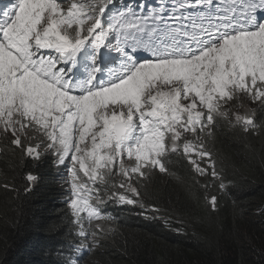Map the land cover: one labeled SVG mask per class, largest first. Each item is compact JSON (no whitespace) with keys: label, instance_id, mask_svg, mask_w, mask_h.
Masks as SVG:
<instances>
[{"label":"snow or ice","instance_id":"1","mask_svg":"<svg viewBox=\"0 0 264 264\" xmlns=\"http://www.w3.org/2000/svg\"><path fill=\"white\" fill-rule=\"evenodd\" d=\"M114 4L11 0L0 9V142L22 159L71 162L66 203L95 246L104 227L89 232L84 221L111 222L99 207L106 199L144 208L140 187L153 173L172 176V156L223 190L208 148L216 128L264 133V0ZM217 199L204 197L212 211Z\"/></svg>","mask_w":264,"mask_h":264},{"label":"trees","instance_id":"2","mask_svg":"<svg viewBox=\"0 0 264 264\" xmlns=\"http://www.w3.org/2000/svg\"><path fill=\"white\" fill-rule=\"evenodd\" d=\"M144 2L115 0L113 10L128 4L139 11ZM208 148L223 190L172 156V176L153 173L140 187L144 208L107 199L99 205L112 220L100 222L104 232L95 246L91 236L77 235L55 157L22 159L0 142V264H59L64 251L81 242L93 247L82 264H264V133L245 136L225 123ZM29 172L36 177L32 184L24 179ZM205 195L217 196L216 211ZM94 227L85 223L89 232Z\"/></svg>","mask_w":264,"mask_h":264},{"label":"clouds","instance_id":"3","mask_svg":"<svg viewBox=\"0 0 264 264\" xmlns=\"http://www.w3.org/2000/svg\"><path fill=\"white\" fill-rule=\"evenodd\" d=\"M6 2H8L10 4L11 0H0V7L1 6H4L6 4ZM7 3V4H8ZM8 4V5H9ZM7 6V5H6ZM5 8V7H4ZM106 51V50H105ZM138 55H140V53H138ZM113 60H115L117 57H116V54L115 53H112L111 54ZM243 112V111H242ZM54 164L55 166L59 167L60 168V171L57 173V178L62 181L63 183L65 181L68 180V172H66L64 170V166L63 165H57L56 162H55V159H54ZM82 176V174H81ZM86 179V178H85ZM70 185V184H69ZM70 193V190L67 192V194ZM70 195V194H69ZM68 199V195L66 197V200ZM69 214H70V218H71V221L72 223H74V217L72 216L71 214V211L69 209ZM87 225L88 222H87V219L85 218V221H84ZM101 221L97 222V221H93L92 224H96V223H100ZM77 233H78V230H77ZM78 235V234H77ZM79 236V235H78ZM80 244V243H79ZM79 244H71V251H64V253L62 254V257L61 258H58L59 261L58 263L59 264H64V261L68 260L69 258H71L72 260H76V259H79V264H82L84 263L85 259L88 257L89 253L93 250V247L90 245V244H85V245H89V247H85L83 249H78V245Z\"/></svg>","mask_w":264,"mask_h":264},{"label":"rangeland","instance_id":"4","mask_svg":"<svg viewBox=\"0 0 264 264\" xmlns=\"http://www.w3.org/2000/svg\"><path fill=\"white\" fill-rule=\"evenodd\" d=\"M241 112L243 111V109H241L240 110ZM64 166V170L67 172V168L69 167V166H71V162L70 161H66V163L63 165ZM67 183V182H66ZM68 184V191L70 190V185H69V183H67Z\"/></svg>","mask_w":264,"mask_h":264},{"label":"bare ground","instance_id":"5","mask_svg":"<svg viewBox=\"0 0 264 264\" xmlns=\"http://www.w3.org/2000/svg\"><path fill=\"white\" fill-rule=\"evenodd\" d=\"M121 5H122V4H121ZM4 7H6V4H5L4 6H1L0 9H3ZM65 185L67 186V189H66V190L68 191V184L66 183V181L64 182V186H65ZM166 214H167V213H166Z\"/></svg>","mask_w":264,"mask_h":264}]
</instances>
